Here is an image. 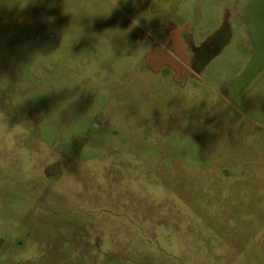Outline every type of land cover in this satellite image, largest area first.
Returning a JSON list of instances; mask_svg holds the SVG:
<instances>
[{
	"label": "rangeland",
	"instance_id": "rangeland-1",
	"mask_svg": "<svg viewBox=\"0 0 264 264\" xmlns=\"http://www.w3.org/2000/svg\"><path fill=\"white\" fill-rule=\"evenodd\" d=\"M154 1L0 0V264H264V99L206 67L243 0ZM177 29L184 78L150 64Z\"/></svg>",
	"mask_w": 264,
	"mask_h": 264
},
{
	"label": "crops",
	"instance_id": "crops-1",
	"mask_svg": "<svg viewBox=\"0 0 264 264\" xmlns=\"http://www.w3.org/2000/svg\"><path fill=\"white\" fill-rule=\"evenodd\" d=\"M120 1L129 4L132 15L130 16L128 14L126 17L130 19H145V15H137V8L138 10L143 11L145 5L150 4L154 6L157 4L154 0ZM137 5L141 6L137 7ZM155 9L157 11V16L156 14H150L153 21L159 20V14H161V12L157 10V7H155ZM228 19L230 20V23L232 22L233 27L237 29V32L239 31L242 35V38L246 42V47H249L247 49L249 54H247L245 61L240 63L238 69H236V65H233L232 63H225V65L218 63L221 54L227 45L225 35L229 30L224 29L218 32L217 27L215 33L211 34L212 37H214L208 41L210 60L206 64V67H224L226 73H229L232 70L229 74L230 76H226L225 80L223 79L224 82L219 84L220 92L223 93L221 94L222 97L225 100H229L230 98L239 99V101H242L244 104L247 101V103H249V110L253 111L251 101L264 99V0H243L235 16L229 14ZM181 20L183 19H179V21ZM177 26L184 27V24L178 22ZM186 32V30L181 31L177 29L171 33L167 38L168 46H166L167 48L163 51V54L165 55H160V61L153 60L150 62L152 70L157 69V71L160 72V75H164L171 69L175 70V77L181 75L184 78L187 76L186 69L189 68L192 70V68L188 66V63L193 60L195 61L192 57L194 54L192 50L195 46H192L194 44H188L186 40L188 34ZM205 39L206 38L204 37L203 40L206 41ZM202 41L200 42V40H197L196 42L201 44ZM214 74L215 77L212 75V78L217 79L218 76L215 71Z\"/></svg>",
	"mask_w": 264,
	"mask_h": 264
}]
</instances>
